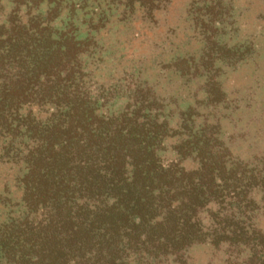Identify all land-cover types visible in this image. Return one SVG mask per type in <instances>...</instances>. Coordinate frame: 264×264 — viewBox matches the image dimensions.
<instances>
[{
  "label": "trees",
  "instance_id": "trees-1",
  "mask_svg": "<svg viewBox=\"0 0 264 264\" xmlns=\"http://www.w3.org/2000/svg\"><path fill=\"white\" fill-rule=\"evenodd\" d=\"M89 1L9 0L3 12L0 0V264H185L203 243L264 264V232L244 212L263 176L233 158L217 122L196 125L195 108L172 127L150 88L97 84L105 23ZM128 1L152 20L169 0ZM233 1L264 23V0L191 1L201 48L168 64L211 109L225 98L215 62L238 56L215 38Z\"/></svg>",
  "mask_w": 264,
  "mask_h": 264
},
{
  "label": "rangeland",
  "instance_id": "rangeland-1",
  "mask_svg": "<svg viewBox=\"0 0 264 264\" xmlns=\"http://www.w3.org/2000/svg\"><path fill=\"white\" fill-rule=\"evenodd\" d=\"M191 1L169 0L148 20L142 19L138 2L129 5L128 0H90L92 8L103 13L96 19L101 18L103 23L104 17L105 23L97 37L102 61L95 71V81L105 89L113 85L122 90L150 88L164 100V112L171 115L172 127L177 112L188 106L195 108V124L217 122L219 135L229 143L233 158L264 178V23L257 20L256 7L245 8L242 1H233L225 12H219V17L216 15V40L238 51V56L215 62L225 98L211 109L202 101L197 80L184 84L168 70L171 58L183 52L197 55L201 48L198 28L192 22ZM1 6L7 12L9 0H1ZM85 32L82 27L79 36ZM125 96L121 91L108 103L113 111L126 102ZM173 144L174 138L166 139L159 152L166 162L175 158ZM182 166L190 168L193 163L184 160ZM250 199L252 203L244 212L250 225L264 232V188L253 190ZM245 256V250L203 243L188 248L184 260L185 264H242ZM162 264L175 263L168 258Z\"/></svg>",
  "mask_w": 264,
  "mask_h": 264
}]
</instances>
